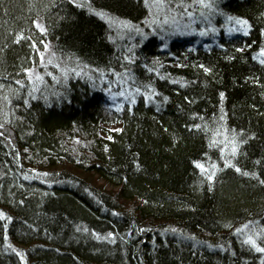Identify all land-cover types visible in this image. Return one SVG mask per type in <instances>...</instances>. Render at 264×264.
Returning <instances> with one entry per match:
<instances>
[{
  "label": "trees",
  "instance_id": "16d2710c",
  "mask_svg": "<svg viewBox=\"0 0 264 264\" xmlns=\"http://www.w3.org/2000/svg\"><path fill=\"white\" fill-rule=\"evenodd\" d=\"M87 2L142 34L85 0H0V264H261L236 230H264V0ZM225 128L258 178L209 146Z\"/></svg>",
  "mask_w": 264,
  "mask_h": 264
},
{
  "label": "snow or ice",
  "instance_id": "6c2138e0",
  "mask_svg": "<svg viewBox=\"0 0 264 264\" xmlns=\"http://www.w3.org/2000/svg\"><path fill=\"white\" fill-rule=\"evenodd\" d=\"M198 2L200 4H202L204 7H208L211 8L212 5L211 3H206L205 0H198ZM145 3L147 4V0H145ZM77 7H87L89 9L90 12H93L95 15H97L98 17H100L101 19L106 20L110 26H117L119 28H124V29H129V30H135L137 33L142 34V30L139 29L138 27H136L135 25L132 24L131 21H127V20H120L119 18L116 17H112L110 16L108 13L104 12L103 10H99L97 11L96 9H93L91 4L87 2V0H85L84 4H77ZM191 15V14H189ZM229 21H234V23L237 25V27L235 28H229L228 31L231 32H237V31H243L245 35L248 34V30L250 28V25L248 23L247 20L245 19H236L233 17H228ZM210 23V21H209ZM36 27L40 28L41 31H45L44 28H41L40 24L37 22L36 23ZM215 33L216 29L215 28H211V29H204L201 30L199 32V35L201 36H207L209 35V33ZM24 37L21 36L17 39V43H19V39H23ZM47 47V46H45ZM238 51H243V49H239ZM257 59L259 60V62L261 64H264V48L260 49V53L259 56L257 57ZM41 63H43V54H41ZM49 63H51V60L49 61ZM57 67H59V65H57ZM200 68H202L206 73H210L212 70L210 68H205L204 65H199ZM26 71H31V70H26ZM55 79V77H53ZM164 77H161V79H163ZM37 79L42 80V77H37ZM17 84L20 83V81H16ZM172 83H179V81H175L173 80ZM183 86V85H182ZM135 92L140 93L141 89L139 87H137L135 89ZM143 95V97L148 100V101H154L155 98L157 96L160 95V93H158L154 88L149 87L148 90L144 91L143 93H141ZM120 95H124L123 92L120 93ZM225 94L223 92L220 93V97L221 100H223ZM164 102H167L168 97L164 96L162 97ZM131 102L133 104H135L136 98L133 95L131 98ZM159 110V109H158ZM223 111V110H221ZM220 120L223 121L224 120V116L221 115ZM195 128L199 129L200 125H194ZM228 129H223V132H221L220 129H217L214 131L213 133V139L210 141L209 146H216L217 144H223L224 147L221 148V159L223 160L224 163V167L225 168H234L236 172H242L241 168L237 167L236 164L232 163V160L235 159V157L238 155L239 152V147L242 143H246V141H244L242 139V133H237L235 130H231L232 131V135L229 136L228 135ZM0 135H2V133H0ZM223 135V140L218 141L216 139L217 136H221ZM227 156V158H225ZM259 163V162H257ZM195 166L196 168L200 169L202 175H204L205 179L208 181H215L216 179V174L217 172L221 171L222 169L220 168V166L218 164H211L210 167H206L204 164L199 163V162H195ZM242 175L245 176H249L252 175L254 177H257L256 173H248V172H242ZM25 179H28V177L26 176ZM259 183L264 184V180H259ZM21 203H23V201H21ZM113 215H119L118 213H113ZM0 219L2 220H7V221H11V217L7 216L5 213H3L2 211H0ZM5 230L7 229V224L4 225ZM249 229V224H245L243 225L242 228H238L236 231L238 233H243L246 235V239L243 241L244 244L249 245L252 249H254L256 252L258 253H264V230L261 231H252L249 232L247 231ZM78 231L80 230L79 228L77 229ZM83 231L87 232L88 229L85 227L83 229ZM173 232H175V229H172ZM96 238L98 240H106L109 241L110 243H116V235L114 232H109L107 235L105 236H100L99 234H95ZM189 239H194V237H188ZM5 239H7V236H5ZM9 248H12V245L9 244L8 245ZM13 252L16 253V255L21 259V261H25V254L17 251L15 248H12ZM26 264V262H25ZM261 264H264V261H261Z\"/></svg>",
  "mask_w": 264,
  "mask_h": 264
},
{
  "label": "rangeland",
  "instance_id": "374dc122",
  "mask_svg": "<svg viewBox=\"0 0 264 264\" xmlns=\"http://www.w3.org/2000/svg\"><path fill=\"white\" fill-rule=\"evenodd\" d=\"M119 126H120V124H104L105 130L116 129V128H119ZM105 187L107 189L112 188V186L110 184H107Z\"/></svg>",
  "mask_w": 264,
  "mask_h": 264
}]
</instances>
